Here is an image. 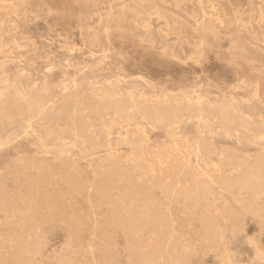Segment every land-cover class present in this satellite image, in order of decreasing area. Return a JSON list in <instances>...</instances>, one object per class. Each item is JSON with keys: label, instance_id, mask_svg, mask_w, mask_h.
<instances>
[{"label": "rangeland", "instance_id": "374dc122", "mask_svg": "<svg viewBox=\"0 0 264 264\" xmlns=\"http://www.w3.org/2000/svg\"><path fill=\"white\" fill-rule=\"evenodd\" d=\"M263 126L264 0H0V264H264Z\"/></svg>", "mask_w": 264, "mask_h": 264}, {"label": "bare ground", "instance_id": "6f19581e", "mask_svg": "<svg viewBox=\"0 0 264 264\" xmlns=\"http://www.w3.org/2000/svg\"><path fill=\"white\" fill-rule=\"evenodd\" d=\"M92 12V11H91ZM90 12V13H91ZM119 13V12H118ZM92 14V13H91ZM112 16V15H111ZM119 17V16H118ZM109 19V17H106ZM109 20H113L112 18ZM117 21V20H116ZM113 22V21H112ZM134 23V22H133ZM115 25V24H114ZM151 26V25H150ZM217 26V25H216ZM231 26V25H230ZM136 27V24H135ZM215 27V26H214ZM82 28V26H81ZM130 28V27H129ZM138 29V28H137ZM148 29V28H147ZM134 30V29H133ZM139 30V29H138ZM141 30V29H140ZM137 31V30H136ZM142 31V30H141ZM132 32V31H131ZM134 33V32H133ZM136 33V32H135ZM138 33V32H137ZM141 34V33H138ZM137 34V35H138ZM214 32L210 31V35L214 36ZM251 34V33H250ZM209 35V34H208ZM251 36V35H250ZM220 39V38H218ZM222 41V40H221ZM253 44H251L252 46ZM222 45H212V47H216L219 48ZM255 46V45H254ZM215 49V48H214ZM248 50V49H247ZM250 50V49H249ZM251 53V51H250ZM76 85V84H75ZM100 88V87H98ZM136 94V93H135ZM144 95V94H143ZM142 95V96H143ZM161 97V96H160ZM180 101V100H179ZM175 102L172 100H165L164 103L162 104V106H158V107H151V108H143L140 105L137 104H133L131 106H126L121 110L120 116L118 117V120H115V122L111 123V124H107L104 125L102 128L104 130V132L106 133V135L111 136V132L118 130V133L120 134V138H119V144L124 145L126 147H129L133 152L132 155L129 157V161L132 163H135L136 166H141V167H146L148 166V162H149V157L153 156V153H149L148 152H142L139 149V145H140V138L138 137V132H139V128L137 126H135L136 124V120L138 119L136 116H141L144 119L148 120L153 118V116L160 114L161 112H165L167 115H176L177 113H181L184 110H186L188 107H192L195 108L196 110H200L203 106V103L201 101V99L197 98V101L195 102H189L188 104H186L185 102L181 101V102ZM70 102V101H69ZM14 104V103H13ZM53 104V103H52ZM20 106V105H19ZM9 107V106H8ZM204 107V106H203ZM238 107V106H236ZM102 108V107H101ZM105 109V107H104ZM238 110V109H237ZM241 111V110H240ZM188 112V111H187ZM211 112V111H210ZM218 112L220 113V115H222L225 118H231L232 117V113H231V109L229 107L226 106H220L218 107ZM217 113V112H216ZM240 114V113H239ZM29 116V115H28ZM175 117V116H174ZM240 121L243 122L245 124V119L240 116L239 117ZM199 121V120H198ZM221 122V121H220ZM81 125V124H80ZM82 127V126H81ZM80 127V128H81ZM223 129V128H222ZM261 130V136L260 139L264 142V126L260 128ZM228 133H230L229 130H224ZM245 133L247 134L249 131H247V127L245 129ZM122 132H124V134H122ZM175 133V132H174ZM201 134V133H200ZM205 135V134H204ZM118 139V138H117ZM95 143V142H94ZM93 147V146H92ZM169 149V148H168ZM191 153V152H190ZM182 160L190 163L191 165H194L195 167H199V162H200V149L195 148V153L193 152L192 155H189V151L182 148L181 146H174L173 150L166 154V156L164 157H160L158 160H156V162L154 163V165H149L151 171H155L156 168L160 167L163 168L166 165H174L177 168V171L175 173V176L172 177L174 179H176L177 181H179V174L182 173L181 171V162ZM211 163V160L208 159L207 165H209ZM19 166V165H18ZM33 169V168H32ZM146 169V168H145ZM149 169V170H150ZM178 172V173H177ZM167 173V172H166ZM161 174V173H160ZM168 174V173H167ZM165 175V174H164ZM46 178V177H45ZM261 178V177H260ZM131 181V180H130ZM193 185V184H192ZM191 190V189H190ZM231 194V193H230ZM121 200V199H120ZM125 203V202H124ZM132 208V207H131ZM119 211V210H118ZM130 220V219H129ZM37 223V222H36ZM132 224V223H131ZM39 227V226H38ZM128 231V230H127ZM131 232V231H130ZM258 252V251H257ZM261 252V251H259ZM258 252V253H259ZM261 255V254H260ZM230 264V263H228Z\"/></svg>", "mask_w": 264, "mask_h": 264}]
</instances>
